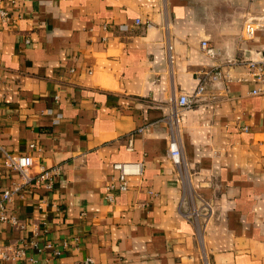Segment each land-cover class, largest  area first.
Here are the masks:
<instances>
[{
  "label": "crops",
  "instance_id": "0c3cea01",
  "mask_svg": "<svg viewBox=\"0 0 264 264\" xmlns=\"http://www.w3.org/2000/svg\"><path fill=\"white\" fill-rule=\"evenodd\" d=\"M263 14L264 0H0V165L57 167L6 205L0 244L24 254L0 264H264V94L244 63L264 58V26L241 35ZM215 67L228 77L182 110L178 167L172 100ZM132 161L141 173L107 199L113 164Z\"/></svg>",
  "mask_w": 264,
  "mask_h": 264
},
{
  "label": "built area",
  "instance_id": "2783aa9c",
  "mask_svg": "<svg viewBox=\"0 0 264 264\" xmlns=\"http://www.w3.org/2000/svg\"><path fill=\"white\" fill-rule=\"evenodd\" d=\"M1 14L5 18H9L5 10H1ZM136 23L140 19L135 20ZM264 26V14L255 17L246 18L241 35L244 39H252L258 27ZM201 47L209 55H214L215 49L210 46L206 39L201 40ZM244 62L242 60L230 59L228 63L235 64ZM248 67V75L256 81L257 86L251 89L252 93L264 94V58L251 57L244 62ZM222 77L227 78L228 73H224L221 68L215 67L203 73L195 89L191 93H180L178 97L173 99V109L167 121L169 124V144L168 155L173 162L181 167V149L179 145V123L181 120L182 110L190 107L201 99L203 92L206 88V81H217ZM128 148H131V139L129 138ZM141 162H115L114 168L117 169V174L114 179H111L106 185L105 197L109 200L112 199L115 192L124 191L128 188V177L130 175H139L141 173ZM33 165V157L27 153L6 154L3 163L0 165V178L2 176V168L15 170L18 173L20 181H15L10 187H2L0 184V222L17 223V218L8 213L6 205L11 201L13 195L18 193L23 185L30 183L32 180L49 185L52 175L57 173V167L42 168L37 174L32 175L30 168ZM194 214H197L194 212ZM46 245H51L47 243ZM24 254V248L21 244H0V262L3 260L17 259ZM72 264H96L91 256H86L80 260L74 261Z\"/></svg>",
  "mask_w": 264,
  "mask_h": 264
}]
</instances>
